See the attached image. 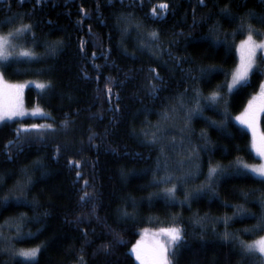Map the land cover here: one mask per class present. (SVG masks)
Wrapping results in <instances>:
<instances>
[{"label": "trees", "instance_id": "1", "mask_svg": "<svg viewBox=\"0 0 264 264\" xmlns=\"http://www.w3.org/2000/svg\"><path fill=\"white\" fill-rule=\"evenodd\" d=\"M164 2L169 4V11L162 16L153 17L152 9H158ZM225 2L226 0H219L220 6ZM238 2L239 0H233V12L243 11L235 6ZM132 3L133 0H123L121 7V0H113L112 5H109L108 0H45L43 5L33 8V0H25L23 5L19 4V0H11L9 9L6 0H0V20L5 16L24 14L23 23L36 25L35 51L41 56L39 61L31 63L25 59L9 60L10 66L4 78L13 82L51 81L52 84L47 90H39L32 85H27L23 90L25 104L40 106L48 116L14 119L0 126V173H5L0 182V198L10 197V206L0 208V225L9 222L4 228V236L10 240L5 243L10 242L17 250L43 245L37 256L38 264H72L77 260L84 241L80 229L87 228L89 239L93 241L86 248L87 264H138L130 249L141 233L148 229L170 227L175 220L187 233V244L180 249L179 264H238L237 250L232 244L220 239L219 234L224 232L225 225L216 218L232 216L234 212L232 207H224L221 201L243 204L248 211L258 214L260 207L256 201L262 193L254 190L264 189V184L257 182L251 175L244 178L224 177L218 183L219 198L207 194L192 200L190 206H165L159 196L152 195L159 193L164 186H150V170L155 167L159 155L158 146L142 143L144 137L140 135L141 128L158 122L160 118L157 113L163 110V105L168 104L176 93L189 88L190 97L191 88L197 87L204 95H208L217 85H223L225 82V75L220 73L213 74L209 81L194 84L187 79V69L218 65L224 72L229 73L230 78V73L237 63L236 47L230 50H226L225 46L211 47L199 38L206 35L209 26L216 21L228 32L232 31L235 24H229L217 14L218 9L213 7L212 0H208V7L197 9L198 22L195 26L191 11L195 0H142V4L138 2L135 7H129ZM81 7L89 13L87 16L80 11ZM248 7H255V4L249 3ZM129 11L134 12L136 18L142 21L145 30L157 29L165 41L173 38L174 33L183 32L184 36L175 37V45L165 44V47H171L176 56L186 57L187 62H182L176 67L171 62L164 63L168 60L167 55L157 60L147 51H138L135 30H130L121 46L120 28L123 27V22L118 24L116 17L120 12ZM210 11L212 18L201 23L200 17ZM257 11L260 9L257 8ZM79 20H82V23L78 24ZM19 23L18 20L16 25L11 27H18ZM89 25L91 34L88 32ZM9 30V27H5L0 29V33H9ZM243 37L238 35L235 44ZM80 38L88 41L85 44V53L79 50ZM58 39L64 41L62 50L55 57L48 56L45 40ZM16 41L24 47H31L30 34ZM125 48L127 52L124 51ZM102 49H111L107 60L100 54ZM94 51L97 55L92 57ZM133 52L136 54L131 55ZM93 64L101 67L96 69ZM150 66L157 68L165 80L166 90L158 93V99L147 94L146 76ZM85 73L88 79L85 78ZM196 74L195 71L192 73ZM108 77L115 81L111 85L113 91L119 93V99L113 97L111 106L105 95V81ZM263 79L264 77L259 75L253 76L250 86L230 98L229 113L232 117L243 110L249 98L259 90V83ZM224 92H227L226 87ZM117 104L119 111L114 110ZM66 114L76 121L74 130L67 135L58 130L57 133L45 137L43 142L33 137L32 142L25 143L22 152L15 154L10 162L2 154L5 144L14 138V129L19 127L21 122L46 124L54 119L59 128ZM204 114L215 120L221 119L211 109L206 108ZM49 116L52 119H49ZM89 126L98 134V138L92 142L95 147L87 139ZM179 126L180 123L177 127L167 128L165 137L175 136L179 142ZM191 127V139L194 144L203 143L199 138L200 131L206 129L211 141V151L200 153L201 174L189 182V187L204 182L209 161L213 165L219 163L228 166L237 157L247 162L259 160L250 149L249 131L234 120L229 126V131L233 134L231 139L220 134L216 128L208 126L200 117L193 118ZM133 129L136 131L133 132ZM260 129L264 134V114H261ZM163 142L167 144L168 139ZM65 143L70 145L69 149L62 150L57 156L54 152L55 146ZM169 156L174 160L176 153L169 149ZM70 158L81 160L80 171L83 178L90 182L98 195V199L94 201L97 205L95 215L90 214L91 204L81 206L79 203L83 180L77 182L76 170L68 164ZM38 159L41 166L34 168L33 162ZM22 169H28L33 180V184L25 190V195L29 201L35 199L36 205L16 206L11 201L12 196L19 195L15 187L18 182H23ZM179 174L178 172L177 175ZM92 190L88 189L89 192ZM183 191V187L177 191L181 200ZM241 191L250 193L247 202L240 195ZM133 201L135 209L132 207ZM118 209L135 211V216L133 219H124L118 214ZM45 212L48 215H43ZM20 213L26 214L27 219L20 232L23 238L17 240L15 218ZM195 214L200 218L207 216V219L197 223ZM36 216H39L40 222L34 219ZM78 216L85 222L76 223ZM96 216L101 218L100 221L96 220ZM254 223L255 220L251 218L235 219L229 230L237 232L240 239L251 241L264 234L243 232V229ZM105 224L119 233L125 243L117 245L111 256L106 257L102 253L93 256L100 244L112 239ZM37 229L40 231L37 232ZM92 229H95L94 233ZM28 232L35 235L27 236ZM164 240L163 236V242ZM0 261H8V264H31V261L21 256L10 260L5 253H0ZM244 264H247V261Z\"/></svg>", "mask_w": 264, "mask_h": 264}, {"label": "snow or ice", "instance_id": "2", "mask_svg": "<svg viewBox=\"0 0 264 264\" xmlns=\"http://www.w3.org/2000/svg\"><path fill=\"white\" fill-rule=\"evenodd\" d=\"M25 0H19V4L23 5ZM142 4V0H133V3L129 7H135L137 3ZM7 7L11 8V0H6ZM45 0H33V8L39 5H43ZM109 5L113 4V0H108ZM213 7L218 9V15L226 19L229 24H235V27L231 32L225 31L219 21H216L209 26L206 35L199 38V40L209 43L211 47L225 46L226 50H230L232 47H236L241 53L240 61L237 67L231 71L230 79L229 73L224 72V70L218 65L200 66L198 69L189 68L187 69V79L191 80L194 84L199 81H209L213 74L223 73L225 75V82L223 85H217L216 89L211 91L208 95H204L202 91L197 88H191L192 95L189 97V88H185L183 92L176 93L170 102L163 105V110L158 114L159 120L155 125L148 124L147 127L140 129V135L144 137L142 143L148 146H158L159 155L157 156L155 167L151 169L152 180L150 186L159 187L163 185L159 193H154L152 195L159 196L164 202L165 206H171L179 204L181 206L191 204V201L199 198L202 195L211 194L214 198H219L217 191L218 183L221 178L224 177H248L252 176L257 180V182L264 184V164L260 166H250L245 164L240 157H237L235 161L230 162L228 166L222 164L213 165L209 161L208 172L205 177L204 182L195 187H189V182L194 180L197 176L201 174V158L200 153L211 151V141L207 135L206 129H201L200 140L203 141L202 144H194L191 139L193 129L191 127L192 120L194 117H200L208 124L210 127H214L217 131L227 136L228 138H233V134L229 131L230 123L235 120L240 125L247 129H250L253 133V140L251 147L255 149L256 153L260 157H264V134L257 135L256 125L257 120L261 114H264V80L259 83L258 95H255L248 101L247 107L244 111L235 117H232L229 113V108L231 106L230 98L239 95L240 92L251 85V78L255 75L264 77V0H239L236 3L238 9H243L241 12H233V0H226V2L221 7L219 0H212ZM249 3H254L255 7H248ZM121 7H123V0H121ZM208 7V0H195V4L192 5V20L193 26L196 25L197 16L196 12L198 8ZM257 8L260 11H257ZM99 9V4L97 5V10ZM80 11L87 16L89 13L81 7ZM169 11V4L164 2L161 3L157 8L152 9V16L158 17L164 15ZM174 11V9H173ZM34 14V13H33ZM24 14L9 15L5 16L3 20H0V29L9 27V40H5L0 36V85L3 84L4 74L7 68L10 66L8 64L9 60L20 61L25 59L26 62H35L41 59V56L36 53V34L34 28L36 25L32 23H23ZM118 24L123 22V27L120 28L121 32V46L124 44V39L130 33V30H135L137 33V43L136 48L138 51H147L151 57L157 60H161L164 55H167L168 60L164 63H173L174 66L179 67L182 62H187V58L179 57L174 55L171 47H165V44L175 45L177 40L176 36H184L183 32L174 33L173 38L165 41L162 39L161 33L157 29L145 30L144 25L141 20L137 19L134 12H120L116 17ZM211 11L200 17V22H204L206 19H211ZM20 21L18 27L12 28L11 26L16 25L17 21ZM51 23V22H49ZM78 24L82 23V20L77 21ZM259 25V27H257ZM89 34H91L92 29L89 25ZM31 35V47H21L18 52L13 54V46L11 41L20 39ZM244 36L245 38L240 40L239 45L235 44L237 36ZM231 41V43H230ZM88 41L83 38L79 39V50L81 53H85V44ZM46 54L50 57H55L62 50L64 41L63 39H58L55 41L45 40ZM7 49V50H6ZM111 49H102L100 54L104 56L105 60L109 58L108 54ZM127 52V49H124ZM262 53L259 57L257 52ZM133 52L131 55H135ZM97 53L94 51L92 57H95ZM259 61V62H258ZM93 67L99 69L101 66L93 64ZM18 71V70H17ZM43 71V70H41ZM144 71V69H140ZM184 70L182 69V72ZM196 75H192L193 72ZM148 75L146 76L147 84V94L154 99H158V93L166 90L164 77L160 75L159 71L155 67H148ZM85 78L89 77L85 73ZM99 79V77H97ZM115 83L112 77H108L105 81V95L107 97L108 103L112 105L113 97L117 100L119 99V93L113 91V85ZM25 85H6L0 88V126L5 125L7 121H12L17 117L26 115L20 104L19 97ZM41 90H47L52 87L51 81L42 82L36 85ZM226 87L227 92H224ZM99 91V90H98ZM5 97L7 100L5 101ZM259 101V102H257ZM211 109L217 113L221 119L215 120L211 117L205 116V109ZM115 111H119V105L115 106ZM39 112L41 115H45L41 109H37L32 115H36ZM181 113L183 115L181 116ZM78 115V112H77ZM49 119H52L50 116ZM182 122V123H181ZM180 123L178 131L181 135V139L177 142L175 136L171 138L165 137L164 133L169 127H176ZM76 121L69 115L66 114L65 119L60 122L59 128H57L54 119L51 123L46 124H24L20 123L19 127L14 129V138L7 141L4 146V152L2 153L6 156L7 161H12L13 156L19 152H22L23 145L25 143H31L32 138L41 142L44 141L45 137L57 133L58 130L63 131L65 135L73 131L75 128ZM88 141L95 147L96 145L92 142L98 138V134L92 131L91 126H89ZM107 131V130H106ZM136 130L133 129V132ZM168 139V143L163 141ZM70 145L65 143L63 145L57 144L55 146L54 152L59 156L63 151H67ZM179 147V151H177ZM169 149L176 153V158L173 160L169 156ZM225 152H227V147H225ZM137 156L139 154H136ZM187 162V166H186ZM68 164L70 167H74L76 170L77 182L83 180L79 195V203L81 206H86L91 204V215H95L97 205L94 203L98 199V195L95 192L94 187L90 184L88 180H84L82 172L80 171L82 167L81 160L69 159ZM41 162L38 159L33 162L34 168H39ZM23 182H18L15 191L19 195H14L11 197V201L15 203L16 206H28L36 205L35 199L29 201L25 195V190L33 184V180L29 174L28 169H22ZM180 173L177 175V173ZM5 173H0V182H2ZM183 187V199H179L177 196V191L179 188ZM89 188L93 190L88 191ZM254 191H260L262 194L256 203L260 207V212L253 213L248 211L243 204H229L228 201H221L224 207H232L234 212L232 216L217 217V221H222L225 225V230L223 233L219 234L220 239L233 245L237 250L239 256L238 264H264V235H258L264 233V189H256ZM249 192L241 191L240 195L247 202ZM131 199V198H129ZM152 202V197H149V203ZM10 206V197L4 196L0 198V208ZM133 209H135V202L132 204ZM118 214L124 219H133L135 216V211L129 212L127 209H118ZM43 215H48L47 212ZM196 222L201 223L202 220L207 219V216L200 218L198 214H195ZM244 218H251L255 220V223L250 227L243 229L244 233H249L253 235H258V238L253 241H245L240 239L237 232L230 231V224L235 219L243 220ZM26 214L20 213L18 217L15 218L17 229V237L15 239L19 240L23 237L20 236V232L24 227V222L26 220ZM37 222H40L39 216L34 217ZM100 217L96 216V220L100 221ZM85 221L81 217H77L76 223H84ZM9 222L6 221L4 225H0V253H5L8 255L10 260H15L17 256H22L25 259L31 261V264H38L37 256L41 252L43 245H38L35 248L27 250H17L9 242L10 238L4 236V228ZM108 228L109 233L112 235V239L102 243L93 253L95 256L98 253H102L104 256H111L115 251L117 245H124V241L114 229H112L107 224L104 225ZM40 229H37L39 232ZM81 234L84 237L83 244L79 249V255L77 256L76 264H87L85 258L86 248L92 244L93 241L89 239V231L87 228L80 229ZM95 232V229H92ZM162 236L165 237L164 242L157 241L154 248L149 252L145 253L140 247L139 243L135 244L131 248V253L135 255L136 260L140 264H179V254L180 249L187 244L185 239L187 233L185 229L174 220L173 225L167 228L159 229ZM35 233L28 232L27 236H34ZM0 264H8V261H0Z\"/></svg>", "mask_w": 264, "mask_h": 264}, {"label": "rangeland", "instance_id": "3", "mask_svg": "<svg viewBox=\"0 0 264 264\" xmlns=\"http://www.w3.org/2000/svg\"><path fill=\"white\" fill-rule=\"evenodd\" d=\"M0 36H2L5 40H9V36H8V33H0ZM245 37L241 38L240 40L244 39ZM240 40L237 41L236 45H239L240 43ZM11 44L13 46V54L15 55L16 52H18L20 50L21 47H24L22 44L18 43L16 40H13L11 41ZM7 50V49H6ZM236 54H237V63H236V66L234 67V69L237 67V65L239 64V61H240V56H241V53L237 50L236 48ZM260 55H262V53H260L259 51L257 52V56L259 57ZM233 69V70H234ZM230 79V78H229ZM264 80V79H263ZM44 81H37V80H23V81H8L6 80L5 78H3V84L0 85V88H3L4 86L6 85H25L23 87V90L24 88L27 86V85H32L34 87H36L37 89L41 90L40 88H38L36 85L39 84V83H42ZM23 90L20 94V97H19V104L22 108V110L27 113L26 115L24 116H21V117H17L15 119H21V118H24V117H44V116H48V113L42 109L40 106L38 105H34V106H27L25 104V101H24V97H23ZM258 92L259 90L253 95H258ZM251 96L249 98L252 99ZM5 101L7 100V97L4 98ZM248 100V101H249ZM259 102V101H257ZM248 104V102H247ZM247 104L245 105V107L243 108V110L241 112H239L238 114L234 115L233 117L237 116V115H240L244 109L247 107ZM37 109H41L42 112L45 114V115H41L39 112H37L36 115H32L33 112H36ZM260 118H261V115L259 116L258 120H257V125H256V132H257V135H260V134H263L261 129H260ZM235 121V120H234ZM236 122V121H235ZM238 123V122H237ZM177 127V126H176ZM244 127V126H243ZM247 129V128H246ZM250 133V149L251 151L253 152V154L259 159L257 162H247V161H243L245 164H248L250 166H260L262 164H264V157H260L255 149H253L251 147L252 145V140H253V133L250 129H247ZM264 235V234H262ZM6 237V236H5ZM258 238V237H257ZM257 238L253 239V240H256ZM251 240V241H253ZM157 241H160V242H163V236L160 234L159 232V229L158 230H144L142 233H141V236L135 241V244L139 243L140 247L142 248V250L145 252V253H149L153 248L154 246L156 245ZM4 242H7V241H4ZM132 245V246H133ZM36 247V246H35ZM35 247H31V248H35ZM29 248V249H31ZM132 248V247H131ZM22 250V249H21ZM23 250H27V249H23ZM131 250V249H130ZM135 256V255H134ZM22 257V256H21ZM138 262V264H140V262L138 260H136ZM72 264H76V261L73 262Z\"/></svg>", "mask_w": 264, "mask_h": 264}]
</instances>
